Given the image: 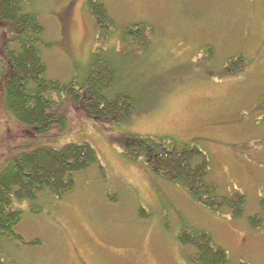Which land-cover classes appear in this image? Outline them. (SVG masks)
<instances>
[{"label":"rangeland","instance_id":"rangeland-1","mask_svg":"<svg viewBox=\"0 0 264 264\" xmlns=\"http://www.w3.org/2000/svg\"><path fill=\"white\" fill-rule=\"evenodd\" d=\"M85 1L24 2L45 28L47 46L40 49L46 76L60 83L81 77L104 41L105 49L115 50L102 53L114 69L105 76L108 91L127 93L133 115L125 124L101 126L64 106L65 131L35 134L2 107L6 62L0 39V170L15 154L80 142L92 146L102 168L75 176L73 190L60 200L42 196L36 205L24 204L16 228L23 243H3L0 263L188 264L192 250L176 235L189 226L209 232L232 264H264V214L257 230L246 223L260 213L258 200L264 198L258 108L264 96V0H99L115 23L106 40ZM138 22L149 26L151 44L143 51L120 38ZM207 45L215 50L210 58L202 50ZM240 54L246 69L222 74L225 62ZM127 134L197 145L219 192L245 195L242 219L210 211L142 161L128 160L118 141Z\"/></svg>","mask_w":264,"mask_h":264},{"label":"trees","instance_id":"trees-1","mask_svg":"<svg viewBox=\"0 0 264 264\" xmlns=\"http://www.w3.org/2000/svg\"><path fill=\"white\" fill-rule=\"evenodd\" d=\"M25 1L0 0V39L6 62L4 111L17 123L41 135L65 131L69 121L64 106L70 107L75 117L92 119L101 126L130 121L133 115L130 96L125 92L110 93L105 78L106 75L110 77L114 69L102 53L103 50L115 51L114 48L105 49L104 41H101L102 46L95 49L81 77H71L65 83L47 77L40 49L47 46L45 28L36 13L26 10ZM84 7L100 29L99 37L106 40L115 27L106 6L99 0H86ZM120 38L136 44L141 51L151 44L149 26L142 22L123 29ZM202 50L209 58L215 53L208 45ZM225 64L221 73L235 75L245 70L248 62L240 54ZM258 108L264 122V96ZM118 141L128 160L142 161L157 176L179 185L210 211L226 213L234 220L242 219L245 195L239 191L219 192L217 184L208 178L210 161L197 145L168 137L136 134L123 135ZM93 166L102 169L95 150L87 142L68 143L58 150L40 146L11 156L0 170V256L3 243H23L16 228L23 219L24 204L36 205L42 196L53 201L62 199L73 190L75 176ZM33 207L37 212V207ZM258 208L260 213L246 218L248 227L254 230L262 225L260 214H264V198L258 200ZM176 239L180 245L192 250L186 257L188 264H232L227 251L216 245L204 229L185 226ZM0 262L3 263L2 258Z\"/></svg>","mask_w":264,"mask_h":264}]
</instances>
